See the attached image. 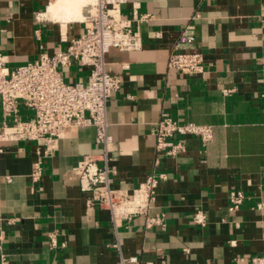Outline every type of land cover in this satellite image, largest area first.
Listing matches in <instances>:
<instances>
[{"label":"crops","instance_id":"crops-1","mask_svg":"<svg viewBox=\"0 0 264 264\" xmlns=\"http://www.w3.org/2000/svg\"><path fill=\"white\" fill-rule=\"evenodd\" d=\"M72 1L61 8L63 0H0V54L9 70L65 49L61 35L82 31L89 2ZM120 16L141 47L104 55L105 72L121 82L106 107L109 165L115 187L128 190L152 172L165 175L148 213L160 224L147 228L137 216L115 231L107 210L86 206L72 169L102 153L94 127L65 129L36 185L34 145L0 143V264H136L130 257L137 264H249L264 256V0H125ZM173 50L200 53L202 72L169 69ZM63 74L65 82L85 83L89 69L72 61ZM162 113L212 126V140L203 147L184 137L183 152L155 164L153 130ZM19 115L31 114L21 104ZM232 192L243 196L235 210ZM196 211L205 224L193 223ZM52 231L56 248L48 243Z\"/></svg>","mask_w":264,"mask_h":264},{"label":"built area","instance_id":"built-area-1","mask_svg":"<svg viewBox=\"0 0 264 264\" xmlns=\"http://www.w3.org/2000/svg\"><path fill=\"white\" fill-rule=\"evenodd\" d=\"M124 2L95 0L87 3L82 31L71 39L66 38V33L61 35L66 43L63 50L51 55L42 53L13 70L8 69L6 57L0 54V143L34 145L29 176L36 185L42 179L44 162L52 157L63 131L68 127H94L95 145L101 147L102 153L85 155L72 172L79 179L80 190L88 194L86 206L107 210L115 231L137 216L145 217L147 228L160 224L159 219L148 217V213L155 199V189L165 179L163 173L152 172L135 189L115 187L114 168L109 165L108 147L112 139L107 132L106 107L121 82L119 77L105 72L104 55L110 48L136 51L141 47V37L132 28L131 21L120 16V5ZM141 18L146 19V16ZM72 61L88 67L85 83L65 82L63 70ZM167 67L183 75L198 74L203 70V57L197 52L173 50ZM21 104L30 112V117H20ZM153 136L157 164L158 157H175L183 152L184 137H195L205 147L213 138V127L179 123L169 114L162 113ZM6 180L10 181V178L6 177ZM229 199L230 210H235L243 196L240 192H232ZM192 220L196 225H203L205 215L196 211ZM48 243L51 248L57 247L56 231L48 233ZM60 246L64 247V244ZM128 261L138 262L136 257H130ZM249 264H264V256H252Z\"/></svg>","mask_w":264,"mask_h":264},{"label":"bare ground","instance_id":"bare-ground-1","mask_svg":"<svg viewBox=\"0 0 264 264\" xmlns=\"http://www.w3.org/2000/svg\"><path fill=\"white\" fill-rule=\"evenodd\" d=\"M95 0H83L82 3H93ZM76 4V3H75ZM73 5V1L72 0H63V3L61 5V8H69ZM56 6V5H55ZM74 6V5H73ZM77 7V6H76ZM75 7V8H76ZM55 7L52 6V10L54 9ZM56 8H59V6L57 5ZM72 8V7H71Z\"/></svg>","mask_w":264,"mask_h":264}]
</instances>
